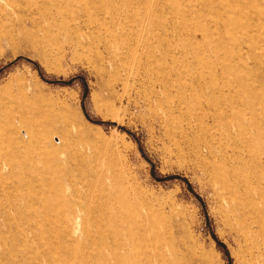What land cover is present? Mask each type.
<instances>
[{
  "label": "rangeland",
  "instance_id": "rangeland-1",
  "mask_svg": "<svg viewBox=\"0 0 264 264\" xmlns=\"http://www.w3.org/2000/svg\"><path fill=\"white\" fill-rule=\"evenodd\" d=\"M0 14V264H264V0Z\"/></svg>",
  "mask_w": 264,
  "mask_h": 264
},
{
  "label": "bare ground",
  "instance_id": "bare-ground-1",
  "mask_svg": "<svg viewBox=\"0 0 264 264\" xmlns=\"http://www.w3.org/2000/svg\"><path fill=\"white\" fill-rule=\"evenodd\" d=\"M1 15V14H0ZM33 114V113H32ZM94 190V189H93ZM239 200H237V208L238 210L240 211V213L244 216V217H248L247 219H253V222H257V219H256V211L254 209V207L252 206V204L246 202L244 199H242L243 197L242 196H238ZM255 220V221H254ZM250 222V221H249ZM249 222H247V228H249ZM252 226H253V223L251 222ZM250 224V225H251ZM248 233V232H247ZM246 239L247 241L249 242V236L246 235ZM252 247V245H251ZM251 247L248 248V251L251 252Z\"/></svg>",
  "mask_w": 264,
  "mask_h": 264
}]
</instances>
